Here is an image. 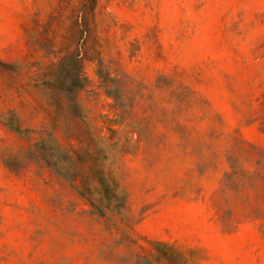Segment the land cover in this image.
Returning a JSON list of instances; mask_svg holds the SVG:
<instances>
[{
	"label": "rangeland",
	"instance_id": "obj_1",
	"mask_svg": "<svg viewBox=\"0 0 264 264\" xmlns=\"http://www.w3.org/2000/svg\"><path fill=\"white\" fill-rule=\"evenodd\" d=\"M0 264H264V0H0Z\"/></svg>",
	"mask_w": 264,
	"mask_h": 264
}]
</instances>
